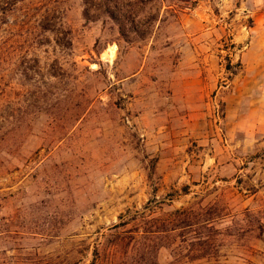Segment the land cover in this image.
<instances>
[{
    "label": "rangeland",
    "instance_id": "obj_1",
    "mask_svg": "<svg viewBox=\"0 0 264 264\" xmlns=\"http://www.w3.org/2000/svg\"><path fill=\"white\" fill-rule=\"evenodd\" d=\"M255 31L264 0H0V264H136L113 245L159 229L148 264H264Z\"/></svg>",
    "mask_w": 264,
    "mask_h": 264
},
{
    "label": "trees",
    "instance_id": "obj_2",
    "mask_svg": "<svg viewBox=\"0 0 264 264\" xmlns=\"http://www.w3.org/2000/svg\"><path fill=\"white\" fill-rule=\"evenodd\" d=\"M177 214L181 215L178 221L179 223L173 224V228L169 229L171 231L176 230L177 228H182V225H184L183 227L188 226L190 216L187 215V212L177 211ZM143 232L145 236H148L146 235V231ZM141 233L133 237L132 242L123 243V240H120V242L115 243L113 246H115V251H120L123 247V250L125 249L124 253H126L127 256L131 254V257L136 264H140L139 262H141V264H148L150 259L147 258V254L153 252L154 247L155 250L158 251L169 248V246L165 245L164 238L161 236V233H164V230L162 231V229L151 231L152 237L150 238L143 237V234ZM187 245V242L175 244L172 253H174L176 257L171 264H194L195 259L185 254L187 251Z\"/></svg>",
    "mask_w": 264,
    "mask_h": 264
},
{
    "label": "crops",
    "instance_id": "obj_3",
    "mask_svg": "<svg viewBox=\"0 0 264 264\" xmlns=\"http://www.w3.org/2000/svg\"><path fill=\"white\" fill-rule=\"evenodd\" d=\"M260 39L251 45L250 83L252 91L262 94L264 91V31H255Z\"/></svg>",
    "mask_w": 264,
    "mask_h": 264
}]
</instances>
